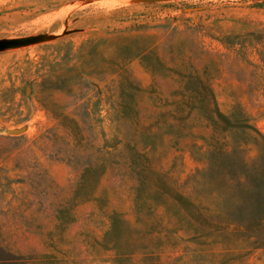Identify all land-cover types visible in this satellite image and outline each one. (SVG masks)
Segmentation results:
<instances>
[{
    "label": "rangeland",
    "instance_id": "obj_1",
    "mask_svg": "<svg viewBox=\"0 0 264 264\" xmlns=\"http://www.w3.org/2000/svg\"><path fill=\"white\" fill-rule=\"evenodd\" d=\"M170 24L184 29L175 42L163 34ZM136 25L162 26L157 32L166 65L183 59L187 68L211 67L221 111L261 133L232 129L226 141L239 152L215 161L208 145L222 129L214 132L195 113L189 126L173 131L166 123L165 105L184 90L180 78L153 76L139 61L130 63L141 88L139 127L156 126V170L181 193L225 209L245 229L219 223L201 236L189 227L169 232L154 255L113 248L127 236L121 224L119 234L110 233L114 215L143 227L131 165L137 126L122 118L112 82L77 73L73 83L71 74L59 79L52 73L77 63L86 41ZM68 30L77 31L65 35ZM42 33L59 38L0 52V264H264V176L247 189L227 175L238 171L231 166L238 158L259 163L264 157V0H0V39ZM39 89L46 104L53 98L54 116L68 114L78 126L55 120L38 102ZM68 127H75L72 133ZM143 136L141 142L150 141ZM89 164L99 166L92 173L97 180L76 200Z\"/></svg>",
    "mask_w": 264,
    "mask_h": 264
},
{
    "label": "trees",
    "instance_id": "obj_2",
    "mask_svg": "<svg viewBox=\"0 0 264 264\" xmlns=\"http://www.w3.org/2000/svg\"><path fill=\"white\" fill-rule=\"evenodd\" d=\"M160 27L162 26L136 25L126 30L106 32L104 35L83 43L77 63L60 70L56 69L52 73L53 77L59 79L61 76H66L67 73L71 74L72 77L69 78L73 83L77 80L75 78L77 73H80L82 77L86 76L100 82H112L110 88L117 95L116 105L122 118L137 126L139 139L137 138L133 144L135 158H131V165H134V172L138 177L135 197L137 223L143 227L131 226L126 219L121 218L120 214L112 217L110 233L119 234L121 228L119 230L118 227L121 224L127 235L124 239L126 242L122 247L119 243L120 239L113 244V248L122 254L154 255L159 248L156 245L157 242L167 241L170 239L168 237L170 233L176 234L188 227L197 232L199 236L207 233L213 224L219 223H224L227 225L226 227L231 225L245 229L244 225L228 219L225 209L213 207L204 202L203 197L197 199L181 193L165 173L156 170L152 156L156 145L154 141H151L157 135V131L154 129L156 126L150 124L139 127L136 93L141 91V88L132 80L129 71L131 62L139 61L153 76L167 74L180 78V88L184 90L176 91L173 94V99L165 105L168 108L166 123L173 131L176 127L189 126V119L195 113L196 116L200 115L205 119L214 132L222 129L224 135L212 138V142L208 145L209 151L216 157L215 161L231 159L235 152H239V149L234 148L226 141L225 135L232 129L239 128L261 136V133L247 121H237L234 115L229 116L221 111L211 86L213 78L209 71L211 67L199 70L187 63V68L183 59H175L171 67L166 65L159 51L161 34L157 30ZM162 28L167 29L163 34L174 35L172 42H175L176 38L184 32V29L171 24ZM37 92L39 94L38 102L54 116L50 108L54 105L53 98L50 96L46 104L40 96L43 92L40 89ZM54 118L55 120L67 119L76 127L78 126V121L68 114L54 116ZM72 128L75 127H71V129L68 127L71 133ZM143 135H146L150 141L141 142ZM11 138L17 137L11 136ZM208 160L212 161V159ZM231 166L238 171L233 173L234 169V171L228 172V180L235 183L236 186L244 183V187L250 189L254 186L256 177L264 176V157L259 163H249L243 158H238L235 165ZM98 168V165L89 164L84 169L75 192L76 200L83 199L89 194L87 188L93 187L95 178L97 180V176H93L92 173L97 172ZM211 184L214 185L215 182L212 181ZM219 217L227 219L222 222L218 221ZM261 221L264 222V219ZM261 221L257 222L256 220L254 224L260 226Z\"/></svg>",
    "mask_w": 264,
    "mask_h": 264
},
{
    "label": "water",
    "instance_id": "obj_3",
    "mask_svg": "<svg viewBox=\"0 0 264 264\" xmlns=\"http://www.w3.org/2000/svg\"><path fill=\"white\" fill-rule=\"evenodd\" d=\"M155 1V0H148ZM77 30H68L65 32V35L76 32ZM59 38V35L55 34H36L26 37L19 38H3L0 39V52L6 51L9 49L20 48L25 46H30L39 43L51 42Z\"/></svg>",
    "mask_w": 264,
    "mask_h": 264
}]
</instances>
